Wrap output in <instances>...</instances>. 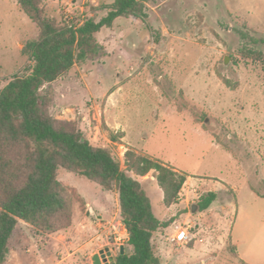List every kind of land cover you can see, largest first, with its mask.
Returning <instances> with one entry per match:
<instances>
[{"label": "rangeland", "instance_id": "1", "mask_svg": "<svg viewBox=\"0 0 264 264\" xmlns=\"http://www.w3.org/2000/svg\"><path fill=\"white\" fill-rule=\"evenodd\" d=\"M110 1L42 3L59 21ZM145 12L98 33L103 53L54 83L51 113L76 121L122 169L128 143L188 175L168 207L154 172L137 177L154 214L172 221L152 240L156 264H264V0H155ZM37 33L16 0H0V88L32 65L21 48ZM121 128L125 140H112ZM59 179L73 196L71 224L41 234L19 222L6 264H92L106 247L114 259L124 250L116 191ZM209 191L215 201L198 211ZM187 223L196 238L176 244L175 227Z\"/></svg>", "mask_w": 264, "mask_h": 264}, {"label": "trees", "instance_id": "2", "mask_svg": "<svg viewBox=\"0 0 264 264\" xmlns=\"http://www.w3.org/2000/svg\"><path fill=\"white\" fill-rule=\"evenodd\" d=\"M16 1L38 33L21 48L32 65L0 88V264L7 263L19 222L41 234L58 233L71 224L73 196L60 181V173L116 191L128 251L119 252L115 264H156L152 240L172 221L154 214L137 177L154 172L163 205L168 207L188 175L131 146L124 153L122 169L117 156L92 144L76 121L60 120L51 113L54 83L67 78L76 64L103 53L98 33L112 28L120 17L143 19L147 4L155 0H111L91 7L93 16L61 14L59 21L45 11L42 0ZM99 10L105 13L98 18ZM122 136L111 139L120 141ZM216 197L214 191L202 195L198 211L207 209Z\"/></svg>", "mask_w": 264, "mask_h": 264}, {"label": "built area", "instance_id": "3", "mask_svg": "<svg viewBox=\"0 0 264 264\" xmlns=\"http://www.w3.org/2000/svg\"><path fill=\"white\" fill-rule=\"evenodd\" d=\"M192 225L188 223L185 225L176 226L170 239L176 244H187L196 238V235L191 231Z\"/></svg>", "mask_w": 264, "mask_h": 264}, {"label": "water", "instance_id": "4", "mask_svg": "<svg viewBox=\"0 0 264 264\" xmlns=\"http://www.w3.org/2000/svg\"><path fill=\"white\" fill-rule=\"evenodd\" d=\"M227 60L228 59L225 58L224 64H227ZM120 253H123V247H120ZM91 259L92 264H115L114 257L111 255V251L108 247L95 253Z\"/></svg>", "mask_w": 264, "mask_h": 264}, {"label": "crops", "instance_id": "5", "mask_svg": "<svg viewBox=\"0 0 264 264\" xmlns=\"http://www.w3.org/2000/svg\"><path fill=\"white\" fill-rule=\"evenodd\" d=\"M84 87H85V84H84ZM121 130V133H122V137L120 138V139H122L123 141L125 140V132L122 130V128L120 129ZM127 146H125L124 147V149L126 150V148L128 147V146H130V144H128V143H125ZM132 147V146H131ZM188 181H186V183H187ZM103 196H106V194L105 193H103L102 194ZM159 218V217H158ZM81 231H82V228H80L79 229V231H78V233H81ZM94 254V252L93 253H91V256ZM243 260V259H242Z\"/></svg>", "mask_w": 264, "mask_h": 264}]
</instances>
